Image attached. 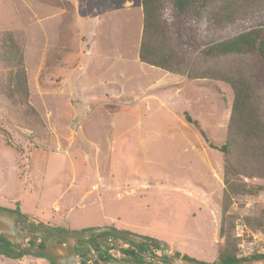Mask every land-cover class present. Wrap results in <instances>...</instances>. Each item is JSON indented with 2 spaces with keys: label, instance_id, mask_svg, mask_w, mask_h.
I'll return each mask as SVG.
<instances>
[{
  "label": "rangeland",
  "instance_id": "374dc122",
  "mask_svg": "<svg viewBox=\"0 0 264 264\" xmlns=\"http://www.w3.org/2000/svg\"><path fill=\"white\" fill-rule=\"evenodd\" d=\"M246 15L235 17L243 28ZM141 29L140 0H0V39L11 33L22 50L28 102L42 123L29 124L33 136L24 107L0 91V207L18 208L30 228L109 225L210 263L223 189L222 154L210 145L223 143L232 90L141 63ZM6 73L0 64V81ZM261 209L264 192L230 212L237 222ZM114 243L120 259L127 245ZM0 264L50 263L0 254Z\"/></svg>",
  "mask_w": 264,
  "mask_h": 264
},
{
  "label": "trees",
  "instance_id": "16d2710c",
  "mask_svg": "<svg viewBox=\"0 0 264 264\" xmlns=\"http://www.w3.org/2000/svg\"><path fill=\"white\" fill-rule=\"evenodd\" d=\"M140 2L142 29L138 59L141 63L171 74L186 75L189 79L219 81L232 90L230 115L223 143L219 146L210 145L222 154L223 189L218 225L221 245L215 260L209 264L264 259V253L239 256L240 239L233 234L236 216L230 212L231 205L240 198L264 192V76H260L257 68V65L264 68V14L261 13L264 11V0ZM239 11L247 14L244 20L247 26L244 28L240 20L235 19ZM252 11H256L258 15L254 16L253 13L256 12ZM254 17L257 19L252 23ZM227 29L230 32L225 34ZM222 30L224 35L211 36ZM197 49L199 50L194 57L188 55L189 51ZM0 64L7 69L5 78L0 81V91L13 105L20 104L24 107L21 118L26 120L25 126L30 129L31 134L37 137V131L31 129L29 124L42 123L36 110L28 102L23 53L12 39L11 33L1 36ZM185 118L191 121L187 115ZM11 211L27 219L18 208ZM240 221L247 230L262 234L264 238V209L253 210L243 215ZM53 230L59 233L68 231L62 228ZM114 240L127 245L118 249L122 255L120 259L134 261L136 264L159 263L152 258L153 249L160 250L157 245L132 244L108 233L80 241L76 246V253L91 260L90 251L93 250L100 260L114 259L111 256L112 251L117 248ZM6 251L22 255L19 248L0 236V254L11 256ZM173 255L187 261L194 260L179 252H173Z\"/></svg>",
  "mask_w": 264,
  "mask_h": 264
},
{
  "label": "water",
  "instance_id": "95a60500",
  "mask_svg": "<svg viewBox=\"0 0 264 264\" xmlns=\"http://www.w3.org/2000/svg\"><path fill=\"white\" fill-rule=\"evenodd\" d=\"M108 233L115 238L132 244H155L163 250L161 256L152 255L156 261H164L166 264H209L202 261H187L176 258L169 247L161 240L141 236L139 234L104 225L80 231L55 232L53 229L45 231L43 227L30 228L21 215L0 207V236L12 245L19 248L22 254L44 256L54 264H136L134 261L124 259L87 260L76 253V245L80 241H86L93 236ZM41 244V246H38ZM93 250H91L92 252ZM11 256L17 252L6 251ZM231 264H264V259L245 260Z\"/></svg>",
  "mask_w": 264,
  "mask_h": 264
},
{
  "label": "built area",
  "instance_id": "2783aa9c",
  "mask_svg": "<svg viewBox=\"0 0 264 264\" xmlns=\"http://www.w3.org/2000/svg\"><path fill=\"white\" fill-rule=\"evenodd\" d=\"M247 229L241 223L237 221L234 226L233 234L235 237L240 239L239 242V256H250L252 254L264 253V238L262 234L258 233H247Z\"/></svg>",
  "mask_w": 264,
  "mask_h": 264
},
{
  "label": "flooded vegetation",
  "instance_id": "af4514ba",
  "mask_svg": "<svg viewBox=\"0 0 264 264\" xmlns=\"http://www.w3.org/2000/svg\"><path fill=\"white\" fill-rule=\"evenodd\" d=\"M78 244H79V243H78ZM78 244H77V245H78ZM77 245H76V246H77ZM172 254H173V253H172ZM159 262H161V261H159ZM162 264H166V263H165L164 261H162Z\"/></svg>",
  "mask_w": 264,
  "mask_h": 264
}]
</instances>
